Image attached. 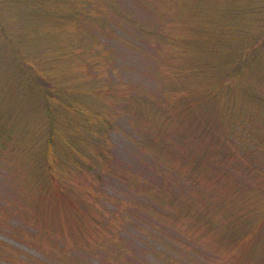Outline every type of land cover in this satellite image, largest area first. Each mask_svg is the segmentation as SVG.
Wrapping results in <instances>:
<instances>
[{
	"label": "rangeland",
	"instance_id": "obj_1",
	"mask_svg": "<svg viewBox=\"0 0 264 264\" xmlns=\"http://www.w3.org/2000/svg\"><path fill=\"white\" fill-rule=\"evenodd\" d=\"M0 264H264V0H0Z\"/></svg>",
	"mask_w": 264,
	"mask_h": 264
}]
</instances>
